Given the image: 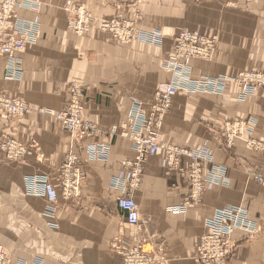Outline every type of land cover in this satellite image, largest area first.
Listing matches in <instances>:
<instances>
[{
  "label": "crops",
  "instance_id": "1",
  "mask_svg": "<svg viewBox=\"0 0 264 264\" xmlns=\"http://www.w3.org/2000/svg\"><path fill=\"white\" fill-rule=\"evenodd\" d=\"M37 1L38 13L16 10L18 17L37 19L40 30L35 45L11 57L20 62L15 72L19 78H7L8 60L0 61V92L19 97L31 109L21 120L0 110V137H10L29 148L21 162H8L0 153V246L9 254L11 264H122L109 244L116 236L130 238L134 228L126 224L116 206L119 188L135 158L133 145L119 133L108 140L100 135L77 140L53 116L65 106L69 83L74 80L85 86L82 118L102 131L119 128L133 107L148 111L157 89L176 82L175 72L161 67L172 50L170 34L186 15L193 16L188 12L181 18L179 0ZM234 2L231 7L244 6L242 0ZM258 2L248 7L264 9V0ZM66 4L73 8L85 5L95 19L121 11L130 18L133 10H140L146 18L143 25L159 28L164 34L161 46L114 44L100 32L79 37L67 29ZM222 24L212 60H191L188 68L192 76H218L242 69L264 71V20L237 15L226 17ZM256 30L261 34L253 36ZM250 116L257 121L253 137L264 140V89L245 102L207 94H179L172 100L159 140L186 149L206 146L213 160L204 164L203 174L210 176L214 168L221 167L220 175L225 172L227 184L212 185L199 203L176 212L188 199L186 180L177 171L166 174L161 155L142 164L134 193L139 232L150 248L163 252V264H194V246L207 232L205 220L215 210L233 205L247 206L260 231L252 242L244 241L243 232L233 234L236 246L229 264H264V187L246 175L257 167L264 176V155L247 149L245 136L225 151L210 133L228 119ZM98 141L108 146L105 160H91L87 155L88 146ZM68 154H73L80 166L79 191L71 199L59 198L57 229L52 230L43 217L46 201L27 193L26 178L47 176L58 189L59 168ZM189 162L185 158L181 166Z\"/></svg>",
  "mask_w": 264,
  "mask_h": 264
},
{
  "label": "rangeland",
  "instance_id": "2",
  "mask_svg": "<svg viewBox=\"0 0 264 264\" xmlns=\"http://www.w3.org/2000/svg\"><path fill=\"white\" fill-rule=\"evenodd\" d=\"M179 1H180L181 18L184 13L187 14L188 12L193 16V18H189L188 15H186L183 18V21H181L180 27L175 28L172 34H170L172 35V37H170V40L172 41V50L170 54L168 55L169 58L161 62V67L163 68V70L175 72V76L173 79L176 82H172V83H177V84L174 85L176 87V92L172 100L174 99V97H176L179 94H182V95L183 94L185 95L207 94L211 96L228 95L234 98L236 102H245L251 96L247 98L246 97L238 98L237 88L236 87L234 88L232 83H227L224 86V88L221 87L220 89L217 90L215 81L220 80L222 78L233 80L239 74H247V73L249 74L263 73L264 74V71L255 70V69H242V70L229 72V73L218 75V76L201 75L198 77H193L191 69L188 68L189 67L188 65L190 61L193 59L204 61V62H208L212 60L215 50L218 44L220 43V37L223 33L222 28L224 25L223 24L220 25V23L222 22L224 23V20L226 19V17L233 18L237 15L238 16L243 15L246 18H261L264 20V9L248 7L252 3L257 4L258 0H242L244 2V6H240V8L231 7V4H235L234 0H179ZM66 5L67 6L64 10L69 14L67 29L68 31H70L71 33L79 37H85V36L87 37V36H90L93 32H100L103 34H107L110 37L112 43L114 44L127 45V44H132V43H139V44H145V45H152L156 47L161 46V42L164 38V34L159 28L158 29H154V28L148 29L147 26H144L143 23L144 21H146V18L143 15V12H141L140 10H133L130 15V18L125 17L123 12L121 11L122 13L119 12L115 16L110 17V18L95 19L88 12L87 7L85 5L79 6L75 9H72L71 7H69L70 5L68 4ZM38 12H39V8L33 13H38ZM125 15H127V13ZM19 18L24 21H32V20L21 18L20 16ZM84 18H88V25H86V21H84ZM76 21L78 24L74 25ZM188 23H191V24L189 25ZM39 34H40V30H39ZM260 34L261 33L259 30H256L255 32H253V36H258ZM35 43L31 44L29 47L35 45ZM185 54L188 55L191 59L188 61L187 66L183 67L182 64H185V62H182L181 60L185 57ZM11 57L8 58V56H0V61L4 58H7L8 63L5 66V75L7 78L14 79V77H17L15 74L17 67L20 69V66H19L20 62L18 60H17L18 62L16 61L14 62L13 58ZM74 84H77L80 86L82 95L84 96V99H85V86L82 84L81 81H78V80L71 81L68 86V92ZM169 84H165L163 86H160L159 88L161 87L163 88ZM227 86H230L229 90H226ZM262 89H264V86H261V88L258 91ZM156 92L153 94L152 100ZM257 92L255 94H257ZM0 95L9 96L6 93H2V92H0ZM172 100L170 102V105L168 104L169 106L166 108V111H165L166 113L164 114V116L160 117L159 119L158 116L156 115V118L153 121L152 120L149 121L150 124L148 125V127L156 128L157 129V136H156L157 141L161 145L166 146L167 148L172 150L174 153L186 152L188 154H192L193 157L199 158L198 161L199 163H201V168H200V164L199 163L198 164H199L201 174H199L198 179L199 180L201 179V181L205 179L207 182V186L203 189V186H204L203 182L193 184L191 182V179L187 178L186 175L179 174L182 178L186 180L188 184L189 192L187 196L188 199L185 200L186 202L183 203L181 208H177L175 211L184 212V209L186 207L199 203L202 200L203 194L212 185H215V186L226 185L227 178L225 176V172L224 174L220 175L221 167L214 168V171L210 173V176L203 174L204 164L211 163L213 160L212 152H210L209 148H207L206 146H201V148L197 147L194 149H186V148H182V147L170 144L168 142H162L159 140L160 138L159 132H160L164 118L169 114L171 110ZM68 104H69V99H67V102L65 106L61 109V111L64 110L68 106ZM26 106L29 112L26 113L22 117H17L12 114H9L2 108H0V110L4 112L5 114H7L8 116L21 120L31 112V109L28 103L26 104ZM134 109L135 108L133 107L131 111H134ZM236 122L244 123L247 125V127L238 126L235 129L231 127L229 129V132L225 130V125L229 124L230 126H232V125H235ZM256 123L257 121L253 116H250L248 118L239 117L236 119H228L223 122L221 126L222 128L220 127V129H217L215 131L211 130V132L209 129V132L212 134L213 140L215 139L217 142L221 141V146L225 151H229L233 147L236 139H240L243 136H245L244 143H245L246 148L255 153L264 155V140L253 137ZM126 125H127V122L121 125L119 128H114V129L124 132L126 128H128V126ZM122 126H125V128H123ZM97 127L99 128L98 125ZM228 133L232 136L231 143L229 145H227ZM142 134L144 135L146 134V132L143 130ZM11 141L26 148V150L29 149L28 146H26L25 144H22L10 137H7V136L0 137V144L3 143L5 147ZM251 141L255 143L256 146H258L257 149H255L254 147L248 146V142H251ZM130 143L132 144L131 141ZM0 153L4 155L5 160L8 162H21L25 158V156H27L29 152L27 151V153L22 157V159L17 160V161L9 160L7 158L6 153L2 151L1 149H0ZM69 155H73V154H69ZM185 158L190 159V162L187 164L186 167H182L181 161L184 160ZM179 159H180L179 167L182 169L186 168L188 170H191V168L195 166V161H194V158L192 159V157L182 155L181 158ZM134 161H135V158L133 162ZM162 167H163V160H162ZM130 168H131L130 170V173H131L135 169V166L131 164ZM60 169L61 168H59V170ZM163 169L165 171L164 167ZM171 171L173 172L175 170H171ZM171 171H169L168 173L166 171L165 172L166 174H170ZM246 175L249 181L253 182L256 185L264 187V176L261 174V171L259 168L253 167L247 170ZM138 186H139V183L136 187L134 186L131 187V191H132L131 194L133 198H134L135 191L138 189ZM78 191L79 190L73 191L69 197L60 196L59 198L71 199L73 196H75L78 193ZM191 197L195 199L193 200ZM229 208H236V209L242 210V213L239 216L240 223L244 229H248V226L251 224L252 234L248 233L250 231L245 232V230L233 229V228L230 229L231 232L229 234H228V231L227 233L221 232V231H225L221 227L229 228L231 225V221L220 223L218 217H220L223 214V212ZM57 209H58V202L55 206V209L52 211L51 215L47 216L44 212L45 210L43 211V217H45L49 221L47 225L52 230L57 229V225H56ZM244 220L249 225H246L244 222H242ZM209 224H210V227H209ZM205 225L207 227V232L204 235H202L198 240L199 241L208 240V241L228 242L229 246L227 248L228 249L227 256H225L224 258V260L225 259L228 260V264L234 254V250L236 246L235 242L232 240L233 234L235 232H243L245 233L244 241L252 242L253 240H255L257 234L260 231L256 222H254L250 218V214H249V210L247 206H244V205L226 206V207L215 210L213 216L205 220ZM140 228H141V222L139 223L138 227H134L131 229L132 236L130 238H125L123 236L114 237L109 244L110 250L121 258L122 264H163L164 262L163 252L161 250L157 252V250H153L152 248L148 246L149 244H148L147 238L144 236H141V233L139 232ZM227 234L228 236H226ZM1 248L3 249L2 246ZM3 251H4L5 256L8 258L10 262L9 264H11L9 254L4 249ZM192 260L194 262L193 255H192ZM194 264L196 263L194 262Z\"/></svg>",
  "mask_w": 264,
  "mask_h": 264
},
{
  "label": "built area",
  "instance_id": "3",
  "mask_svg": "<svg viewBox=\"0 0 264 264\" xmlns=\"http://www.w3.org/2000/svg\"><path fill=\"white\" fill-rule=\"evenodd\" d=\"M18 8L34 12L38 10L39 2L33 0H2L0 4V56H8L9 58L14 53L25 50L39 38V24L37 19L32 21L21 20L16 13V9ZM71 8L75 9L73 7ZM84 21H86V25H88V18H84ZM77 24L76 21L74 25ZM227 83H232L233 87L237 88L238 98H247L254 95L261 86H264V74H239L233 80L222 78L215 81L217 86L216 89L218 90L221 87L224 88ZM174 85H176V83H171L167 88L161 87L157 90L148 115H145L140 107L129 112L126 120V126H128V128L120 133L123 138L126 137L134 144L133 147L136 151L135 161L131 163L135 166V169L127 174L125 181L122 183L121 188H119L120 193L116 198L117 208L123 213L126 224L132 227L139 226L140 218L137 204L131 194V187H136L138 185L141 166L147 159L161 155L163 158V167L167 173L171 170H175L179 174L186 175L187 178H190L193 184L203 182V189L207 186L205 179L202 181L198 179L199 174H201V163L198 161L199 158L193 157L192 154L186 152L174 153L157 141V129L148 127L150 124L149 121H153L156 115L160 119V117H163L166 113V108L170 105L176 92V87ZM68 99V106L64 110L54 114L53 118L72 137L77 140H83L100 135L103 139L108 140L110 136L116 134L117 129L113 128L109 131H102L95 123L82 118L84 96L82 95L79 85L74 84L71 87ZM0 108L17 117H22L29 112L26 103L20 98L6 95H0ZM238 126L247 127L244 123L236 122L235 125L232 126L229 124L225 125V130L229 132L231 127L235 129ZM143 130L146 132L144 135L142 134ZM231 138L232 136L228 133L227 145L231 143ZM248 146L254 147L255 149L258 148L252 141L248 142ZM0 149L4 151L7 158L12 161L22 159L27 153L26 148L12 141L6 147L1 143ZM86 151L91 160H105L109 149L105 143H100L98 141L89 145ZM182 155L192 157V159L194 158L195 166L193 165L194 167L191 168V170L179 167V158H181ZM198 163L200 164V168ZM60 168L59 177L56 180L59 187L58 189H56L47 176H42L41 178H26L27 193L31 196L41 197L46 201V209L44 212L47 216L52 214L59 197H69L73 191L78 190L81 181V172L77 166V160L73 155H66ZM191 198L193 200L195 199L193 197ZM241 213L242 210L236 208L225 210L223 214L218 217L219 222L231 221V225L229 228L221 227L225 231H219L226 233L228 231L229 234L231 232L230 229L233 228L245 230V232L250 231L248 233L252 234L251 224H247L244 220L242 222L249 226L248 229L242 227L239 220ZM228 234L226 236H228ZM228 246V242L198 240L194 247V262L196 264H228V260H224L225 256H227ZM9 263L3 249L0 247V264Z\"/></svg>",
  "mask_w": 264,
  "mask_h": 264
},
{
  "label": "bare ground",
  "instance_id": "4",
  "mask_svg": "<svg viewBox=\"0 0 264 264\" xmlns=\"http://www.w3.org/2000/svg\"><path fill=\"white\" fill-rule=\"evenodd\" d=\"M33 1H37V0H33ZM2 3V0L0 1V4ZM18 9H22V8H18ZM17 10V9H16ZM191 58L188 56V55H186L185 54V57L181 60L182 62H185V64H182V66L184 67V66H187V64H188V61L190 60ZM170 66V65H169ZM260 74H263V73H260ZM175 84V83H174ZM177 84V83H176ZM167 86L168 85H166L165 87H163V88H167ZM259 92V91H258ZM257 92V93H258ZM252 96H254V95H252ZM251 96V97H252ZM69 98V92H68V95H67V99ZM84 101V100H83ZM151 107V106H150ZM141 110L143 111V113L145 114V115H148L149 113H150V109L148 110V111H146V112H144V109L143 108H141ZM137 116V115H136ZM124 123H126V121L124 122ZM123 123V124H124ZM122 124V125H123ZM123 128H125V126H122ZM127 129V128H126ZM65 130V129H64ZM116 133H121V131L119 130L118 132H116ZM126 138V137H125ZM76 158V157H75ZM76 160H77V158H76ZM77 166H78V168H79V170H80V166L78 165V160H77ZM140 218V217H139ZM1 247V246H0Z\"/></svg>",
  "mask_w": 264,
  "mask_h": 264
}]
</instances>
